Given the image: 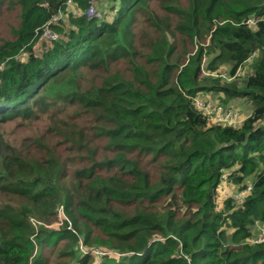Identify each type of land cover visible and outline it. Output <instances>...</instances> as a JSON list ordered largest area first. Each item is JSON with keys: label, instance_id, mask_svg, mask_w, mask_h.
Segmentation results:
<instances>
[{"label": "trees", "instance_id": "1", "mask_svg": "<svg viewBox=\"0 0 264 264\" xmlns=\"http://www.w3.org/2000/svg\"><path fill=\"white\" fill-rule=\"evenodd\" d=\"M110 2L0 0V126L54 120L0 131V264H264V0ZM209 90L249 115L210 121ZM224 169L241 199L217 201Z\"/></svg>", "mask_w": 264, "mask_h": 264}, {"label": "rangeland", "instance_id": "2", "mask_svg": "<svg viewBox=\"0 0 264 264\" xmlns=\"http://www.w3.org/2000/svg\"><path fill=\"white\" fill-rule=\"evenodd\" d=\"M89 3H90V6L85 10V14H86L88 19L101 18V17H103L105 12H106V14L108 13L110 15V12H111L110 10H113L110 8V6L112 4L110 2V0H89ZM167 3H168L167 0H149V6L153 10L154 14L157 16L170 15V14H168L169 11L165 8ZM90 8L93 11L92 13H89ZM9 15L10 14H6L4 16L5 17H11ZM15 16L17 18V16H18L17 12H16ZM61 16H62V11H59L57 13V19L52 21V22L57 21L58 19H60ZM41 29H42V33H40V32H37V33H40L41 38H44L45 40H56L59 38L58 32L56 30H54L53 28H51L49 26V24H45ZM37 33L34 35L35 37H39V35ZM40 41H38L39 44H40ZM144 41H145V38L141 39V43H143ZM37 45L38 44L36 43V45H34V46L37 47ZM252 60H253V56L249 57L246 60V62L244 63V65L237 71L236 75H242L244 73H247L250 70V65L252 63ZM126 64H127V62H119V63H117L116 68L117 69L121 68L123 66H126ZM204 74H205V69L202 70L201 75H204ZM208 74L221 75V76H224V79H227V80H230L236 76L235 75L233 77H228L227 73L225 71V68H223V67L220 68L217 72H208ZM83 78H84L83 79L84 81L91 80L93 78V72L87 69L86 71L83 72ZM225 98H226L225 95L222 94L221 92H218V91L209 90V91H205V92H199V94H197V99H199V100L209 99L213 106L215 104H220L229 111H235L236 112V121L234 124L239 125L241 119H243L244 117L246 118L249 115V112L251 109L249 102L245 98H240V97L229 98L226 101H223V99H225ZM68 107H66V108H68ZM76 108H77V106L70 108L68 110L67 114L68 115L73 114V112ZM52 121H54V120L52 118H48V116L46 114H40L37 118L30 117V119L28 121L21 120L18 117L12 122H7V123H4L3 125H1L0 131L4 132V131L16 129L17 131L20 132L21 136L32 135L33 137H36L39 134V131L43 127L51 125ZM260 122H262V121H260ZM226 172H227V170L224 169L223 173H226ZM236 186L237 185L234 182L228 180V178L221 175V180H220L219 184L217 185V189H218V193H219L217 201H221L229 193L234 194L235 192H237ZM2 197L3 196H0V199H2ZM6 198L7 197H5L4 199H6ZM60 223L61 222L56 221L54 223L53 227L58 228ZM261 228H264V223L257 221L251 225L250 230H251V233H255L257 229L259 231Z\"/></svg>", "mask_w": 264, "mask_h": 264}, {"label": "built area", "instance_id": "3", "mask_svg": "<svg viewBox=\"0 0 264 264\" xmlns=\"http://www.w3.org/2000/svg\"><path fill=\"white\" fill-rule=\"evenodd\" d=\"M69 1V0H68ZM92 9H89V13H92ZM57 16H54L51 18L52 21L56 20ZM199 96V95H198ZM195 105L198 109H200L204 115L207 116V118L212 122H219L224 125H230V126H238V124H234L236 121V112L235 111H229L225 107H223L220 104H215L214 106L211 104V101L209 99L206 100H199L196 97H194ZM245 118V117H244ZM241 119L240 123L244 120ZM239 123V124H240ZM222 176L226 177V173H223ZM250 189V186H246L241 190L238 194H234V196L237 199H241V196ZM254 242H260L264 241V228H261L255 237L253 238Z\"/></svg>", "mask_w": 264, "mask_h": 264}, {"label": "clouds", "instance_id": "4", "mask_svg": "<svg viewBox=\"0 0 264 264\" xmlns=\"http://www.w3.org/2000/svg\"><path fill=\"white\" fill-rule=\"evenodd\" d=\"M89 6H90V3H89V5H88V7H89ZM88 7H87V8H88ZM87 8H86V9H87ZM45 24H47V23H45ZM45 24H43V25L41 26V28H42ZM197 94H199V93H197ZM197 94H196V95H197ZM196 95H195V96H196ZM195 96H194V97H195ZM193 102H194V98H193ZM194 106H195V108H197L196 105H195V102H194ZM197 109H198V108H197ZM198 110H200V109H198ZM200 112L204 115V113H203L201 110H200ZM222 174H223V173H222ZM239 192H240V191H239ZM236 193H238V192H235L234 194H236Z\"/></svg>", "mask_w": 264, "mask_h": 264}]
</instances>
